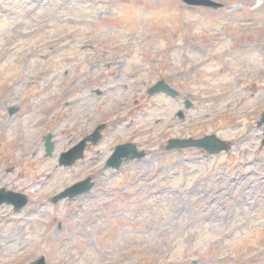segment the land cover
I'll return each instance as SVG.
<instances>
[{
	"label": "rangeland",
	"instance_id": "obj_1",
	"mask_svg": "<svg viewBox=\"0 0 264 264\" xmlns=\"http://www.w3.org/2000/svg\"><path fill=\"white\" fill-rule=\"evenodd\" d=\"M212 1L0 0V187L29 197L0 205V264H264V0ZM125 143L145 157L108 167Z\"/></svg>",
	"mask_w": 264,
	"mask_h": 264
},
{
	"label": "water",
	"instance_id": "obj_2",
	"mask_svg": "<svg viewBox=\"0 0 264 264\" xmlns=\"http://www.w3.org/2000/svg\"><path fill=\"white\" fill-rule=\"evenodd\" d=\"M184 2L191 4V5H204V6H213L217 7L219 4L212 0H183ZM151 93L166 91L172 94H175L174 90L169 88L165 85L164 82H160L156 84L153 88H151ZM187 106H190V103H187ZM11 113L15 111L14 108H11ZM180 116H183L182 113L179 114ZM264 124V114L262 117V122H260V125ZM104 128V125L99 126L96 131L82 140L77 146H75L73 149H71L69 152L63 153L60 159L61 165H72L74 162H76L77 159L81 158L84 154V149L86 147V144L88 141H92L93 143H96L100 137L101 132L100 130ZM52 135L49 134L46 136V151L48 155L52 154V150L54 148V143L51 141ZM264 144V139H263ZM181 147H200L206 149L210 153H218L224 149L227 148V144L220 140L216 135H208L206 137L200 138V139H172L170 141L169 149L173 148H181ZM144 153L138 152L135 145L125 144L120 145L116 148V151L112 155V157L109 159L108 165L118 168L123 161V158H135V157H142ZM92 186V183L90 182V178H87L86 180L68 188L66 191L60 193L57 195L54 200L57 201L60 198L66 197L67 195H70L71 197H74L75 195H79L81 193L87 192L90 190ZM28 199L26 195L16 193L13 191H5L4 189H0V204L6 202L11 203L15 205L16 209H19L23 207L27 203ZM33 264H46L45 258L42 257L38 259Z\"/></svg>",
	"mask_w": 264,
	"mask_h": 264
}]
</instances>
